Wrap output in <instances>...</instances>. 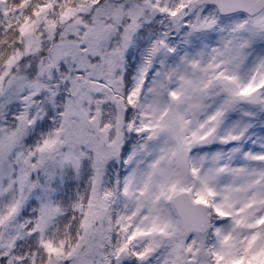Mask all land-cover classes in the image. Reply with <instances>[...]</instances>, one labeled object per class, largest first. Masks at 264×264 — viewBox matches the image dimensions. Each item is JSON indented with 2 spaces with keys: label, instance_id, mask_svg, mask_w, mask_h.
Returning a JSON list of instances; mask_svg holds the SVG:
<instances>
[{
  "label": "snow or ice",
  "instance_id": "snow-or-ice-1",
  "mask_svg": "<svg viewBox=\"0 0 264 264\" xmlns=\"http://www.w3.org/2000/svg\"><path fill=\"white\" fill-rule=\"evenodd\" d=\"M0 264H264V0H0Z\"/></svg>",
  "mask_w": 264,
  "mask_h": 264
}]
</instances>
